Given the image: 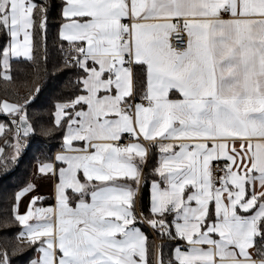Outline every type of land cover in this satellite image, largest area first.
Wrapping results in <instances>:
<instances>
[{
	"label": "snow or ice",
	"instance_id": "obj_1",
	"mask_svg": "<svg viewBox=\"0 0 264 264\" xmlns=\"http://www.w3.org/2000/svg\"><path fill=\"white\" fill-rule=\"evenodd\" d=\"M48 8L0 0L3 80L12 79L13 58L38 61ZM59 15L73 87L53 105L63 151L37 167L56 179L55 207L33 209L44 197L31 195V181L14 193L12 214L23 226L15 238L39 242L27 264H151L141 220L175 242L167 260L155 246V264H264V0H61ZM181 33L187 40L176 49L169 37ZM34 80L26 98L0 100V134L11 133L0 171L31 146L28 108L46 86L38 65ZM122 134L129 143H119ZM153 148L145 214L142 169ZM0 264H12L7 247Z\"/></svg>",
	"mask_w": 264,
	"mask_h": 264
},
{
	"label": "trees",
	"instance_id": "obj_2",
	"mask_svg": "<svg viewBox=\"0 0 264 264\" xmlns=\"http://www.w3.org/2000/svg\"><path fill=\"white\" fill-rule=\"evenodd\" d=\"M36 2L39 3L41 0H36ZM45 2L49 5L47 32L46 36L42 32L37 37L40 52L38 61L32 63L26 61L23 57L13 58L11 61V81L7 82L0 78V100L8 99L13 102L21 97L26 98L28 89L34 87L37 65L40 74L44 76L42 82L46 83L39 99L28 108V117L35 126V133L29 138L31 146L21 154L18 164L10 167L6 172L0 171V247H7L12 264H27V261L34 257L39 246V242L36 245H26V240L23 238H15L17 233L21 231V225L12 214L14 193L28 183L34 164L38 160L43 161L46 156L52 158L53 152L61 145L64 129L53 125V105L58 99L71 95L73 87L68 84V81L70 77H74V70L69 71L62 68L65 57L61 51V41L57 35L59 25L62 22L59 15L61 0H45ZM3 43L4 41L0 39V45ZM64 48L66 51V42ZM0 122L7 123V117L4 114H0ZM41 125L45 128H52L51 133L44 135ZM10 136L11 133L7 131L0 134V147L4 148L5 155L9 153V148L4 144V141L9 139ZM156 159L155 155L150 154L146 167L143 168L144 182L141 185L140 196L145 214L148 213L149 207V181L155 178L151 173V168L155 167ZM144 231L148 237V259L151 264H155L154 251L157 244H163L165 260L172 256L175 242L158 235L160 241L155 244L152 236L145 228ZM5 236L9 237V243L7 244L3 241ZM14 245L26 246V253L13 254L12 247ZM176 264H179V262L177 261Z\"/></svg>",
	"mask_w": 264,
	"mask_h": 264
},
{
	"label": "crops",
	"instance_id": "obj_3",
	"mask_svg": "<svg viewBox=\"0 0 264 264\" xmlns=\"http://www.w3.org/2000/svg\"><path fill=\"white\" fill-rule=\"evenodd\" d=\"M225 18H227V15L226 14H225ZM148 22H152V21L150 20ZM20 39L21 40L23 39V35H21ZM133 70L135 72H137V73L140 72L139 67L136 66V65H133ZM101 94H103V93H101ZM169 98L170 99H178L180 97H179V94L177 92H175V90H171L170 91ZM122 136H123V138L120 141H124L125 142L124 144L130 142V138L128 137L127 134H122ZM165 142H168V141H165ZM144 143L147 144L148 142L144 141ZM74 146L81 147L82 146V143L81 142H74ZM60 151H63L61 145L53 152L52 158H54L55 155H56V153L57 152H60ZM150 154L155 155L156 158L158 159V149L153 148L151 150ZM157 159H156V161H157ZM43 162H44V160L43 161H41V160L39 161L38 160L37 163L34 164L33 169H32V172H31L30 177H29V180H28V182L31 181L32 183H34L36 185L35 191L32 192L31 195H37V196L44 197L43 200H38V201L35 202V204L33 205V209H35V208H46V207H49V206H52L54 208L55 207V204H56V200H55V190H54V186H55V183H56V179L53 176H51V175L45 176L43 174L38 173V171H37L38 164L39 163H43ZM142 176H143V169H142ZM151 180L149 181V185H148V188H149V197H150V184H151ZM143 182H144V180L142 181V183ZM68 191H69V195H71V190H68ZM31 195H25V196H23L21 198V200H20V202H19V204L17 206V211L20 214H23L25 211H27L28 204H29V200L31 199ZM138 211H139V209H137V212ZM31 222L32 221L30 220L29 223H31ZM139 226H141L142 227V230L144 231L143 225L141 223L139 224ZM22 229H23V226L21 225V230ZM21 238H23L24 240H26V237H21ZM180 243H184V242H180ZM248 251L249 252H253V259H260L261 258V257L255 256L254 249L250 248V249H248ZM36 256H38V252L35 253L34 257H36Z\"/></svg>",
	"mask_w": 264,
	"mask_h": 264
},
{
	"label": "built area",
	"instance_id": "obj_4",
	"mask_svg": "<svg viewBox=\"0 0 264 264\" xmlns=\"http://www.w3.org/2000/svg\"><path fill=\"white\" fill-rule=\"evenodd\" d=\"M125 23H129L130 21H128L127 19L124 21ZM186 42L187 40V36L186 33H181V35L178 37L177 35L173 34L169 37V41L171 43V46L176 48V49H182L185 44L181 43V41ZM67 50V48H66ZM133 67V66H132ZM145 105L147 104V101H142ZM111 143H117V141H112ZM119 143L124 144V141H119ZM213 168H216L215 163L213 164ZM214 175H219V172L214 171ZM144 180V177L142 176V181ZM139 213V211L137 212ZM139 219V216H138ZM140 223L143 225V227L146 229V231L152 236L153 241L155 244H157L160 241V238L158 236V234L156 232H154L150 227L147 226L146 223H144L142 220L140 221Z\"/></svg>",
	"mask_w": 264,
	"mask_h": 264
}]
</instances>
